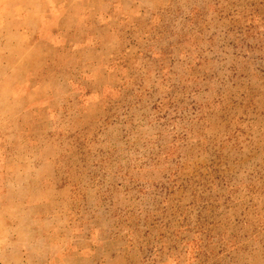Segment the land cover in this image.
Instances as JSON below:
<instances>
[{
  "label": "rangeland",
  "instance_id": "obj_1",
  "mask_svg": "<svg viewBox=\"0 0 264 264\" xmlns=\"http://www.w3.org/2000/svg\"><path fill=\"white\" fill-rule=\"evenodd\" d=\"M0 264H264V0H0Z\"/></svg>",
  "mask_w": 264,
  "mask_h": 264
},
{
  "label": "trees",
  "instance_id": "obj_2",
  "mask_svg": "<svg viewBox=\"0 0 264 264\" xmlns=\"http://www.w3.org/2000/svg\"><path fill=\"white\" fill-rule=\"evenodd\" d=\"M248 32H250L249 29H248L247 33H248ZM189 244H190V245H189L190 247L193 246V242H190ZM196 250H197V251H202V250L200 249V246H198V245L195 247V251H196ZM195 261H196V258H195Z\"/></svg>",
  "mask_w": 264,
  "mask_h": 264
},
{
  "label": "crops",
  "instance_id": "obj_3",
  "mask_svg": "<svg viewBox=\"0 0 264 264\" xmlns=\"http://www.w3.org/2000/svg\"><path fill=\"white\" fill-rule=\"evenodd\" d=\"M27 33H28V31H27Z\"/></svg>",
  "mask_w": 264,
  "mask_h": 264
}]
</instances>
